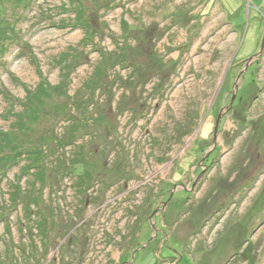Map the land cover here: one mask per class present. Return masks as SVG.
<instances>
[{"label": "rangeland", "instance_id": "1", "mask_svg": "<svg viewBox=\"0 0 264 264\" xmlns=\"http://www.w3.org/2000/svg\"><path fill=\"white\" fill-rule=\"evenodd\" d=\"M0 6V264H264V0Z\"/></svg>", "mask_w": 264, "mask_h": 264}, {"label": "trees", "instance_id": "2", "mask_svg": "<svg viewBox=\"0 0 264 264\" xmlns=\"http://www.w3.org/2000/svg\"><path fill=\"white\" fill-rule=\"evenodd\" d=\"M2 9H1V6H0V11H1ZM42 87L44 88V92L46 93V94H48V95H51L52 94V92L55 90V88H49V87H47L46 85H45V83L44 82H42ZM46 87H45V86ZM7 133H5V132H1L0 131V135L1 136H8V135H6ZM22 153H24V151H22L21 149L20 150H16L15 151V153L12 155V157H16L17 155H20V154H22ZM34 166H36V168L35 169H38L39 168V165H38V163L37 164H35Z\"/></svg>", "mask_w": 264, "mask_h": 264}, {"label": "flooded vegetation", "instance_id": "3", "mask_svg": "<svg viewBox=\"0 0 264 264\" xmlns=\"http://www.w3.org/2000/svg\"><path fill=\"white\" fill-rule=\"evenodd\" d=\"M263 49H264V38H263L262 43H261V50H260L261 52H259L260 55H261ZM260 55H258V57H260ZM259 59H260V58H254V60L251 62V65L257 63V62L259 61ZM249 65H250V64H249Z\"/></svg>", "mask_w": 264, "mask_h": 264}, {"label": "water", "instance_id": "4", "mask_svg": "<svg viewBox=\"0 0 264 264\" xmlns=\"http://www.w3.org/2000/svg\"><path fill=\"white\" fill-rule=\"evenodd\" d=\"M217 129H218V122H217V125H216V132H217Z\"/></svg>", "mask_w": 264, "mask_h": 264}]
</instances>
